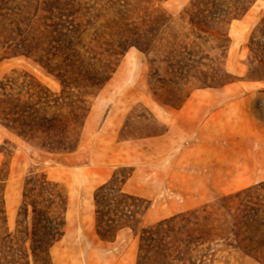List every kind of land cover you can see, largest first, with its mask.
Here are the masks:
<instances>
[{
  "label": "rangeland",
  "instance_id": "obj_1",
  "mask_svg": "<svg viewBox=\"0 0 264 264\" xmlns=\"http://www.w3.org/2000/svg\"><path fill=\"white\" fill-rule=\"evenodd\" d=\"M189 2L5 0V7L18 15L21 12V26L30 34L47 36L45 23L58 21L61 13L69 27L78 24L80 39L73 41L81 53L80 45L93 48L89 40L95 32L106 30V22L119 28L122 22L134 24L142 17L159 18L149 53L130 46L113 63L95 62L88 54L82 57L86 66L107 71L108 79L86 96L88 112L74 150L42 149L0 123V191L9 224H14L23 180L30 171L45 173L67 192L64 234L50 250L53 264H136L139 239L134 230L123 228L112 241L101 239L95 230L93 192L113 174L122 178L131 173L124 189L149 200L138 229L264 181V79L251 80L247 75L256 67L252 72L264 78V0H256L227 26L229 46L219 57V65L233 81L219 86H200L192 79L173 81L160 61L169 46L177 48L182 42L192 46L198 41L181 20ZM6 11L0 9V13ZM2 45L0 53L5 49ZM251 47L258 50L255 57L259 62L254 61ZM200 49L211 57L219 55L217 50ZM100 63L101 68L97 67ZM5 77L15 80L6 84V92L31 103L34 97L26 91L34 92L35 79L54 92L61 89L58 79L30 57L1 59L0 82H7ZM170 125L175 129L162 141H151L149 137ZM244 162L245 180L238 178ZM198 257L194 252L195 264ZM213 257L201 264H264L257 257L230 249L215 250Z\"/></svg>",
  "mask_w": 264,
  "mask_h": 264
},
{
  "label": "trees",
  "instance_id": "obj_2",
  "mask_svg": "<svg viewBox=\"0 0 264 264\" xmlns=\"http://www.w3.org/2000/svg\"><path fill=\"white\" fill-rule=\"evenodd\" d=\"M255 1L190 0L181 20L186 21L198 41L192 46L183 42L177 48L169 46L160 58L168 77L179 83L192 79L200 86L232 82L219 65V57L224 56L229 46L227 26L243 16ZM3 8L7 11L0 13V43L5 49L0 53V60L11 56L30 57L58 79L61 89L54 92L35 79L34 92L26 91L34 97L31 103L6 92L9 82L13 84L15 80L5 77L7 82H0V123L42 149L74 150L88 112L86 96L108 79L107 71L86 66L87 61L82 57L88 54L95 62L113 63L130 46L149 53L159 18L153 17L150 21V17L146 20L142 17L134 24L122 22L119 28H114L112 21L106 22V30L95 32L89 40L100 51L85 43L80 45L81 53L73 41L80 39V28L78 24L69 27V20L62 18V13L58 21L45 23L47 36H38L21 26V12L18 15L15 9L5 7V0H0V9ZM251 42L255 43L252 39ZM200 48L217 50L219 55L211 57ZM251 51L254 61L259 62L255 57L258 50L251 47ZM57 58L61 62H55ZM252 69L255 71L256 67L249 69V79H264ZM70 88L78 91L75 93ZM51 108L66 111L49 112ZM130 175L118 178L113 174L95 188L93 201L95 230L101 239L112 241L123 228H130L138 235L136 264H195L194 252L201 264L206 257L214 260L215 250L228 249L252 255L264 263V181L138 229L149 200L124 189ZM66 211L65 188L43 172L30 171L25 176L22 199L12 226L0 191V264H53L50 250L64 234ZM219 245L224 247L215 249Z\"/></svg>",
  "mask_w": 264,
  "mask_h": 264
},
{
  "label": "crops",
  "instance_id": "obj_3",
  "mask_svg": "<svg viewBox=\"0 0 264 264\" xmlns=\"http://www.w3.org/2000/svg\"><path fill=\"white\" fill-rule=\"evenodd\" d=\"M183 112H186V110H182ZM185 122H189V120L188 119H185L184 120ZM181 122V121H180ZM198 123H199V121H197ZM178 123H179V121H178ZM175 126V125H174ZM173 125H170L163 133H160V134H156V135H153V136H151V137H149V138H151V141H162L165 137H166V135H168V132L169 131H173L174 129H173V127H174ZM173 129V130H172ZM242 165H243V173H241L240 174V176L238 177L239 179L241 178V179H243V180H245V162L244 163H242ZM231 178V181H233V175H231L230 176ZM247 178H250V176H248L247 175Z\"/></svg>",
  "mask_w": 264,
  "mask_h": 264
}]
</instances>
